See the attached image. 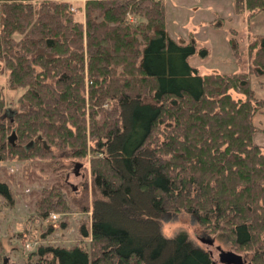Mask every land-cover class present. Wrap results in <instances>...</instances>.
<instances>
[{
  "label": "trees",
  "instance_id": "16d2710c",
  "mask_svg": "<svg viewBox=\"0 0 264 264\" xmlns=\"http://www.w3.org/2000/svg\"><path fill=\"white\" fill-rule=\"evenodd\" d=\"M236 7L252 14L264 0ZM251 45L264 73V35ZM196 50L167 33L164 0H0V75L21 90L7 100L0 82V160L58 148L81 163L89 154L91 173L88 245L40 244L24 264H215L184 233H162L161 216L180 210L264 264V147L253 140L264 128L252 119L264 99L251 70L199 73ZM65 184L44 188L41 217L66 211ZM0 192L12 199L1 179Z\"/></svg>",
  "mask_w": 264,
  "mask_h": 264
},
{
  "label": "rangeland",
  "instance_id": "374dc122",
  "mask_svg": "<svg viewBox=\"0 0 264 264\" xmlns=\"http://www.w3.org/2000/svg\"><path fill=\"white\" fill-rule=\"evenodd\" d=\"M164 4L167 33L176 40H195L197 50L188 61L199 73L251 70L250 85L264 99V73L252 67L255 48L250 46L256 37L264 35V9L252 14L248 9L239 11L236 0H164ZM201 48H205L204 52ZM0 82L7 100L14 99L21 91L8 88L4 74L0 75ZM232 94L238 93L232 91ZM252 119L256 126L264 128V105ZM253 140L264 147V130L256 131ZM54 157L14 156L0 160V179L9 184L12 196L10 199L0 192V253L4 264H24L28 253L40 244L88 245L90 236L84 235L81 227H90L89 154L79 158L82 166L78 174L73 169L75 161L62 150L55 148ZM61 183H66L62 195L68 208L51 210L41 217L36 205L44 188ZM160 229L166 236L184 233L192 244L211 251V258L219 264L223 263L218 259L217 247L233 250L228 236L219 231L209 233L194 214L184 210L165 212L160 218ZM202 238H212L213 242L209 244ZM239 253L246 263L252 264L251 250Z\"/></svg>",
  "mask_w": 264,
  "mask_h": 264
},
{
  "label": "water",
  "instance_id": "95a60500",
  "mask_svg": "<svg viewBox=\"0 0 264 264\" xmlns=\"http://www.w3.org/2000/svg\"><path fill=\"white\" fill-rule=\"evenodd\" d=\"M14 138V132H12L9 136L10 140H13ZM82 166V163L79 161H75L73 165L74 173L78 174L79 173V168ZM202 240H205L207 243H212L213 240L212 238H202ZM220 249V247H218ZM218 259L221 263L223 264H247L246 259H244L243 255L241 253H238L236 251H233L231 249H220L218 253ZM4 262V260H3ZM216 264L217 262L214 261Z\"/></svg>",
  "mask_w": 264,
  "mask_h": 264
},
{
  "label": "flooded vegetation",
  "instance_id": "af4514ba",
  "mask_svg": "<svg viewBox=\"0 0 264 264\" xmlns=\"http://www.w3.org/2000/svg\"><path fill=\"white\" fill-rule=\"evenodd\" d=\"M211 244V243H210ZM217 249H218V247H217ZM220 249H222V248H220ZM220 249H218V253H219V251H220ZM210 252V255H211V251H209ZM214 261V260H213ZM217 262V261H216ZM216 264H219L218 262L216 263ZM248 264V263H247Z\"/></svg>",
  "mask_w": 264,
  "mask_h": 264
},
{
  "label": "built area",
  "instance_id": "2783aa9c",
  "mask_svg": "<svg viewBox=\"0 0 264 264\" xmlns=\"http://www.w3.org/2000/svg\"><path fill=\"white\" fill-rule=\"evenodd\" d=\"M52 215H53L52 217H54V218H55L56 214H55V213H53Z\"/></svg>",
  "mask_w": 264,
  "mask_h": 264
}]
</instances>
